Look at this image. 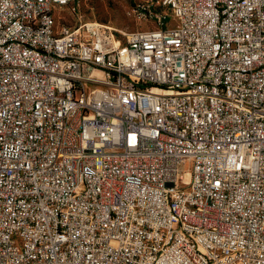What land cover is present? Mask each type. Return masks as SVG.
<instances>
[{
	"label": "built area",
	"instance_id": "1",
	"mask_svg": "<svg viewBox=\"0 0 264 264\" xmlns=\"http://www.w3.org/2000/svg\"><path fill=\"white\" fill-rule=\"evenodd\" d=\"M76 9L0 0V264H264V0Z\"/></svg>",
	"mask_w": 264,
	"mask_h": 264
},
{
	"label": "rangeland",
	"instance_id": "2",
	"mask_svg": "<svg viewBox=\"0 0 264 264\" xmlns=\"http://www.w3.org/2000/svg\"><path fill=\"white\" fill-rule=\"evenodd\" d=\"M75 16L69 10L60 13L61 21L72 26L76 23H98L123 35L146 30L154 26L152 21L138 20L133 10L142 0H75Z\"/></svg>",
	"mask_w": 264,
	"mask_h": 264
}]
</instances>
